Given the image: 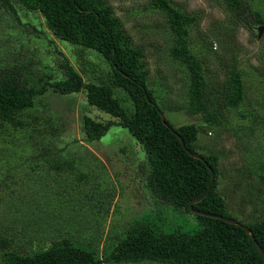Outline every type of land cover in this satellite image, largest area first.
<instances>
[{"label":"trees","instance_id":"trees-1","mask_svg":"<svg viewBox=\"0 0 264 264\" xmlns=\"http://www.w3.org/2000/svg\"><path fill=\"white\" fill-rule=\"evenodd\" d=\"M149 2L151 8L164 15L172 38L171 56L183 63L189 73L185 110L196 122L176 127L166 116L165 120L162 118L164 110L149 86L150 72L144 61V50L132 43L122 21L106 0H0V7L14 13L19 22V8L42 17L55 38L51 39L53 49L48 52L61 71V78L57 79L53 73L40 74L35 69L37 61L32 57L26 59V54L0 63V137L23 133L31 139L30 145L36 149L32 156L37 159L32 171L44 162L49 171L66 170L75 174L77 181L88 179L89 167L78 166L76 157L57 158L58 154L54 156L49 147V139L60 135L65 126L59 123L49 106L45 103L40 113H31L37 106V98L49 90L63 95L82 92L87 104V109L82 105L81 112L84 140L87 143L100 140L113 125L127 128L146 152L149 168L145 167L143 172L156 198V206L164 204L177 212L190 213L197 225L191 233L177 229L165 231L153 221L158 212L153 209L148 215L151 219H141L124 227L122 236L106 257L99 258L97 252L77 247L68 236L61 235L50 241L49 248L33 254L5 251L1 259L4 264H264L257 244L241 226L251 228L264 249V215L257 221L243 222L231 214L226 196L219 189L222 174L219 155L197 150L203 129L224 126L228 113L242 106L246 96L243 63L232 46L231 59L223 64L225 79L216 85L205 52L195 50L190 43L191 29L200 23L201 17L175 6L171 0ZM219 3L227 11V25L213 29V37L206 34L210 52L213 39L223 36L225 42L230 26L237 28L246 23L247 0H220ZM254 15L258 24H264L260 12L255 11ZM254 25L250 24L256 32ZM222 30L225 34L218 36ZM55 40L75 46L77 67ZM227 42L230 43L228 39ZM225 45L228 46L226 42ZM92 51L99 54L106 66L90 58ZM123 102L130 103L133 109L129 111ZM90 107L108 114L109 118H93L86 112ZM36 142L43 144L38 148ZM190 152L199 153L204 160ZM90 156L102 163L97 155L90 153ZM251 175L264 184V172L253 171ZM210 186L206 197L193 204L194 209L235 218L239 223L191 210L190 201L202 197ZM248 192L253 194L255 188L249 186ZM99 197L101 208L108 210L114 194L108 196L102 192ZM91 199L95 201L92 196ZM0 245L6 249L9 241L2 239Z\"/></svg>","mask_w":264,"mask_h":264},{"label":"rangeland","instance_id":"rangeland-1","mask_svg":"<svg viewBox=\"0 0 264 264\" xmlns=\"http://www.w3.org/2000/svg\"><path fill=\"white\" fill-rule=\"evenodd\" d=\"M171 1L201 17L200 23L191 29L190 43L195 50L205 52L216 85L225 79L223 64L231 59L232 46L245 68L246 96L242 106L228 113L224 126L205 128L209 134L203 129L197 150L219 155L222 171L219 189L226 196L228 211L243 222L257 221L264 215V184L258 183L251 173L264 172V34L258 38L250 24L257 21L255 11L264 17V0H247L246 23L229 27L224 37L228 46L222 41L224 30L219 32L221 37L215 36L219 41L213 39L211 52L206 34L213 37V29L227 25L228 14L220 0ZM106 2L122 21L132 43L144 50L150 72L149 86L165 116L176 127L196 122L185 110L190 76L183 63L171 56L172 38L164 15L151 8L149 0ZM18 15L21 22L14 13L0 7V63L26 54V59L32 57L37 61V72L53 73L55 79L61 78V71L48 52L53 49L51 39L55 38L45 27V21L22 8ZM55 41L77 67L75 46ZM90 55L106 66L98 53L92 51ZM45 103L59 123L65 125L60 135L49 139L54 156L58 154L57 158L67 160L76 157L78 166L89 167L90 177L77 181L69 171H49L44 162L32 171L37 159L32 156L36 149L30 145L31 139L23 133L0 137V240L9 241L6 249L0 245V264H4L1 259L5 251L33 254L49 248L50 241L61 235L68 236L77 247L97 252L99 258L106 257L122 236L124 227L151 219L148 215L153 209H158L153 221L163 230L193 231L197 221L192 214L177 212L164 204L156 206L143 172L145 167L149 168L146 152L127 128L113 125L100 140L87 143L81 130L82 105L87 109L82 92L63 95L49 90L37 98V106L31 113H40ZM123 104L129 111L133 109L130 103ZM86 112L98 120L109 118L94 107ZM36 144L40 148L43 143ZM90 153L97 155L102 163L93 160ZM249 186L255 188L253 194L248 192ZM102 192L108 196L114 194L108 210L101 208L98 201Z\"/></svg>","mask_w":264,"mask_h":264},{"label":"water","instance_id":"water-1","mask_svg":"<svg viewBox=\"0 0 264 264\" xmlns=\"http://www.w3.org/2000/svg\"><path fill=\"white\" fill-rule=\"evenodd\" d=\"M254 30L257 33V37L261 38L263 36V34H264V24H258V22L256 21L255 25H254ZM162 118L165 120V115H162ZM180 139H181L182 144L185 145L184 140H183V138L181 136H180ZM190 154L192 156L196 157V158H200V159L204 160V157L201 156L199 153L190 152ZM212 183H213V181H212ZM210 188H211V186L208 188V190L206 191V193L202 197L196 198V199H193V200L190 201L191 210L193 212H195V213L205 214V215H209L211 217H218L220 219H223V220L228 221V222L233 223V224L239 223V221L237 219H235V218H229V217H226V216H223V215H218V214H210V213H206V212H203V211H197V210L194 209L193 204L195 202H199L200 200L204 199L206 197L207 193L209 192ZM241 226L251 235V237L253 238V240L257 244V246H258V248H259V250H260V252H261V254H262L263 258H264V249L260 245V243L256 240L255 235H254L253 231L251 230V228H249L247 225H244V224H241Z\"/></svg>","mask_w":264,"mask_h":264}]
</instances>
